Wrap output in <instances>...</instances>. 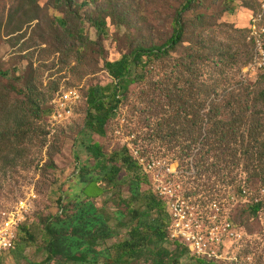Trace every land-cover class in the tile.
<instances>
[{
	"label": "rangeland",
	"instance_id": "rangeland-1",
	"mask_svg": "<svg viewBox=\"0 0 264 264\" xmlns=\"http://www.w3.org/2000/svg\"><path fill=\"white\" fill-rule=\"evenodd\" d=\"M185 1L73 0L69 8L58 0H0V119L3 127H13L0 128V215L25 206L17 242L0 254V264H46L42 224L68 205L71 194L82 195L77 176L84 167L95 173L87 152L95 143L109 155L127 150L137 158L139 151L146 159L178 162L188 193L200 196V205L220 204L217 216L224 213L236 227L231 232L237 238L228 243L233 259L225 264H264V187L248 177L254 171L242 147L218 140L213 125L197 118L203 100L202 114L209 117L214 95L224 96L246 80L264 84V67L254 63L257 40L264 44V0H197L184 13V42L164 60L138 68L142 75L130 83L105 136L87 129L85 100L71 122L54 124L50 118L60 91L79 87L86 94L92 85L110 83L106 61L139 45L166 42ZM95 19L105 25L102 32ZM214 84H220L219 92ZM261 130L264 137V121ZM260 163L264 168V157ZM139 166V191L150 193L151 180ZM255 173L262 176L263 170ZM123 176L118 186L99 183L106 191L90 199L119 230L108 247L128 237L122 222L129 224L131 211L145 206L131 192L130 176ZM256 201L262 205L252 215L249 207ZM170 245L167 240L156 247L174 255L176 246ZM130 264L158 263L144 256ZM178 264L199 263L186 254Z\"/></svg>",
	"mask_w": 264,
	"mask_h": 264
},
{
	"label": "trees",
	"instance_id": "trees-1",
	"mask_svg": "<svg viewBox=\"0 0 264 264\" xmlns=\"http://www.w3.org/2000/svg\"><path fill=\"white\" fill-rule=\"evenodd\" d=\"M196 1L186 0L183 3L175 17L173 34L166 42L148 46L139 45L120 58L105 62V68L113 77V81L105 85H92L86 94L82 93V101H87L85 125L88 130L99 136H105L106 125L117 112L130 83L142 75L138 72V68L143 69L149 63L152 65L164 60L184 42L186 35L184 13L191 9ZM58 2L68 5L69 8L73 5V0H58ZM71 12L74 13L75 10L72 9ZM95 24L98 30L101 32L104 30L105 25H102L101 21L95 19ZM192 57L196 58L195 54ZM216 67L220 70L224 66L218 63ZM219 88L220 84L213 85L215 93L219 92ZM205 89L206 86L203 85L201 91L204 93ZM236 90L245 91L247 94L240 95L235 92ZM214 96L209 117L202 114L203 108H206L203 100L197 118L203 123L207 121L213 125L218 140L227 139L231 141L232 146L242 147L243 155L249 165L252 163V171H254L248 177L254 179L256 177L264 187V168L260 163V159L264 157V137L261 136L264 121L261 116L264 113V84L258 80L256 83L246 80L242 81L241 87L224 96L221 94ZM8 115L7 118L11 119V114ZM14 119L16 118H13V123L18 125ZM3 125V120L0 119V128L5 129ZM6 129L11 132L13 127ZM203 135L201 132V136ZM124 151L126 153L116 152L109 155L96 143L87 145L89 156L95 160V165L92 166L95 173L87 171L86 167L82 168L83 171L77 176V182L83 184L82 195L71 194L68 205L66 207L61 205L57 215L47 218L42 224L46 264L54 262L100 264L102 258L106 259L104 264H130L144 256L152 258L158 264H165L164 257H171L166 264H178L186 254L197 259L199 264L205 262L220 264L193 256L188 248L178 241H170L172 246H176L174 255H171L170 248L156 247L168 240L167 206L153 190H150V193H140L142 176L138 172L141 168L128 151ZM260 169L263 170L262 176L255 173ZM124 172L130 176L131 192L134 197L141 196L145 206L131 211L129 224L122 222L121 227L128 229V237L108 247L107 241L114 238L119 230L111 226L106 215L90 199L99 197L106 191L107 188L99 186V183L118 186L125 182ZM145 176L149 178L147 174ZM261 205L260 201L253 203L249 207L250 213L256 214ZM153 214L156 218H149ZM23 233H26L25 229Z\"/></svg>",
	"mask_w": 264,
	"mask_h": 264
},
{
	"label": "built area",
	"instance_id": "built-area-1",
	"mask_svg": "<svg viewBox=\"0 0 264 264\" xmlns=\"http://www.w3.org/2000/svg\"><path fill=\"white\" fill-rule=\"evenodd\" d=\"M264 43V42H263ZM258 54L255 65L264 67V44L257 40ZM83 98L79 87H70L60 91L52 101L50 118L54 124L71 122L75 116V109ZM136 152V161L144 166L145 173L151 180L153 192L161 198L169 214L167 227L168 240L178 241L184 244L189 252L207 261L225 264L232 260L228 243L235 240L236 234L231 229L236 228L228 219V216H217L220 204L214 202L211 206L200 205V196L195 198L184 187L182 177L184 172L179 170L178 162L167 158L152 157L146 159ZM142 166V167H143ZM184 190H186L185 194ZM191 191V189H189ZM200 199V201H198ZM198 210H195V209ZM16 209L10 213L4 212L0 216V254L13 249L17 242V234L20 225L25 219L22 210Z\"/></svg>",
	"mask_w": 264,
	"mask_h": 264
}]
</instances>
